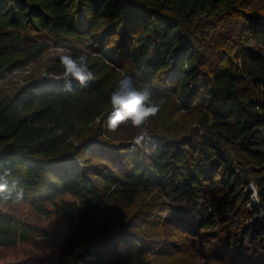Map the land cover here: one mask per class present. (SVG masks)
<instances>
[{
    "label": "trees",
    "instance_id": "trees-1",
    "mask_svg": "<svg viewBox=\"0 0 264 264\" xmlns=\"http://www.w3.org/2000/svg\"><path fill=\"white\" fill-rule=\"evenodd\" d=\"M53 43L88 50L95 79L66 93L58 58L0 97L25 192L0 202L40 223L0 209L12 264H264V0H0V80ZM121 72L164 100L148 153L105 127Z\"/></svg>",
    "mask_w": 264,
    "mask_h": 264
},
{
    "label": "clouds",
    "instance_id": "clouds-1",
    "mask_svg": "<svg viewBox=\"0 0 264 264\" xmlns=\"http://www.w3.org/2000/svg\"><path fill=\"white\" fill-rule=\"evenodd\" d=\"M59 63L63 67V73L55 78L62 80L66 93L74 92V84L85 88L88 82L95 79L89 64L88 50L81 51L75 56L61 55ZM110 103L112 110L105 121L107 130L115 131L121 125L130 126L137 130L130 142V150L141 149L146 153L154 150L153 138L146 125L159 113L164 100L155 102L153 93L148 87L138 88L132 76L121 72L117 85L111 93ZM100 122V118H97L96 123L100 124ZM18 184V178L13 176L11 161L0 158V200L22 201L25 192L23 187H18ZM250 187L253 190V199H257L256 186L250 185Z\"/></svg>",
    "mask_w": 264,
    "mask_h": 264
},
{
    "label": "rangeland",
    "instance_id": "rangeland-1",
    "mask_svg": "<svg viewBox=\"0 0 264 264\" xmlns=\"http://www.w3.org/2000/svg\"><path fill=\"white\" fill-rule=\"evenodd\" d=\"M70 53L71 49L69 47L62 44L53 43L46 52H44L34 61L14 70L7 78L0 80V97L7 94H12L28 80H36L50 76L48 68L54 63V61L61 55ZM250 185L249 188H251ZM0 209L18 217L22 222L39 223L37 215L26 203L0 202ZM173 257L175 256L159 255L152 258L151 264H221L218 262H211L200 256L189 255L178 258ZM18 258V254L10 250L0 249V264H12Z\"/></svg>",
    "mask_w": 264,
    "mask_h": 264
}]
</instances>
